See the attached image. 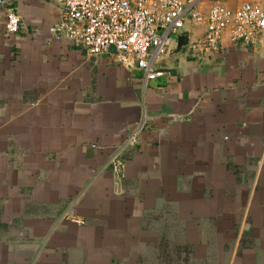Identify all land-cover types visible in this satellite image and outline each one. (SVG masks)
I'll use <instances>...</instances> for the list:
<instances>
[{
  "label": "crops",
  "instance_id": "obj_1",
  "mask_svg": "<svg viewBox=\"0 0 264 264\" xmlns=\"http://www.w3.org/2000/svg\"><path fill=\"white\" fill-rule=\"evenodd\" d=\"M3 1L0 264H264V33L150 81L54 37L61 0Z\"/></svg>",
  "mask_w": 264,
  "mask_h": 264
},
{
  "label": "built area",
  "instance_id": "obj_2",
  "mask_svg": "<svg viewBox=\"0 0 264 264\" xmlns=\"http://www.w3.org/2000/svg\"><path fill=\"white\" fill-rule=\"evenodd\" d=\"M61 0L60 21L50 29L57 39L86 49L90 56L116 51L122 65L137 63L153 81L162 76L157 64L169 56L176 38L192 24L205 26L200 40L190 41L196 55L216 52L224 41L253 45L264 33V0H250L238 9L225 0ZM6 31L17 34L21 18L8 2ZM135 140L133 136L132 141ZM117 171L122 169L116 162Z\"/></svg>",
  "mask_w": 264,
  "mask_h": 264
},
{
  "label": "water",
  "instance_id": "obj_3",
  "mask_svg": "<svg viewBox=\"0 0 264 264\" xmlns=\"http://www.w3.org/2000/svg\"><path fill=\"white\" fill-rule=\"evenodd\" d=\"M190 43V31H183L175 41V46L173 47L170 54H179L184 48H186Z\"/></svg>",
  "mask_w": 264,
  "mask_h": 264
}]
</instances>
